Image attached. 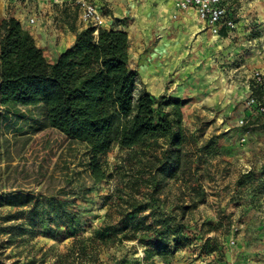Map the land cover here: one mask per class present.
<instances>
[{"label": "rangeland", "instance_id": "374dc122", "mask_svg": "<svg viewBox=\"0 0 264 264\" xmlns=\"http://www.w3.org/2000/svg\"><path fill=\"white\" fill-rule=\"evenodd\" d=\"M125 1L136 0H122V6ZM222 2L234 28L193 67L188 84L197 87L208 79L217 85L203 90L201 108L187 114L190 97L151 95L184 103L191 168L175 179L152 169V140L143 150L114 146L101 158L105 178L94 183L86 147L54 124L35 95L19 102L6 120L0 116V196L53 197L68 215L40 216L31 226L27 209L0 208V264H213L237 240L264 264V114L253 111L247 118L242 112L243 106L251 110L250 96H260L251 76L264 77V0ZM105 4L96 5L104 18ZM77 16V8L69 10L72 25ZM113 22L126 32L132 21ZM129 69L137 73L136 94L145 92L130 56ZM138 207L144 210L130 221L126 215ZM164 220L179 225L166 258L148 244L153 225ZM128 223L135 224L133 239L127 238L132 228H123Z\"/></svg>", "mask_w": 264, "mask_h": 264}, {"label": "trees", "instance_id": "16d2710c", "mask_svg": "<svg viewBox=\"0 0 264 264\" xmlns=\"http://www.w3.org/2000/svg\"><path fill=\"white\" fill-rule=\"evenodd\" d=\"M136 87L137 73L129 69V39L122 30L88 27L49 62L16 19L0 20V116L6 120L29 95L42 99L54 124L86 147L87 168L94 183L105 178L101 158L114 146L143 150L152 140L155 172L175 179L191 168L182 127L183 101L136 94ZM158 139L163 140L161 145ZM62 204L53 197L25 192L0 196V208L27 209L31 226L40 216L68 218ZM143 210L138 207L126 216L132 221ZM134 226L123 227L132 228L128 239L134 238ZM178 226L165 220L153 225L155 235L148 244L159 256H170V238L176 236Z\"/></svg>", "mask_w": 264, "mask_h": 264}, {"label": "crops", "instance_id": "0c3cea01", "mask_svg": "<svg viewBox=\"0 0 264 264\" xmlns=\"http://www.w3.org/2000/svg\"><path fill=\"white\" fill-rule=\"evenodd\" d=\"M90 1L100 5L106 3L109 13L104 18L102 28L121 30L114 20L129 18L132 21L126 31L129 56L138 67L142 91L152 96L168 91L177 98L190 97L192 103L184 111L187 114L201 108L205 102L202 99L203 90H212L217 85L205 79L197 87H190L191 70L209 56V51L218 48V44L228 38L226 33L230 29L221 27L218 35L212 34L199 21L194 10L179 11L173 0L125 1L123 6L122 0ZM149 1H154V5ZM72 9L76 10L66 1L0 0V20L6 17L16 19L31 35L47 61L53 62L72 45L75 35L86 29V25L78 19L79 15L72 25L67 17ZM29 19H33V24L29 23ZM222 30L225 35L221 34ZM199 75V78L204 77L202 73ZM242 112L247 118L253 115V111L245 106ZM222 258L231 264H260L241 240L224 252Z\"/></svg>", "mask_w": 264, "mask_h": 264}, {"label": "built area", "instance_id": "2783aa9c", "mask_svg": "<svg viewBox=\"0 0 264 264\" xmlns=\"http://www.w3.org/2000/svg\"><path fill=\"white\" fill-rule=\"evenodd\" d=\"M53 2H70L78 10L80 21L96 29L104 24L102 11L89 0H51ZM176 7L179 11L192 9L197 14L200 22L204 23L212 34L218 35L221 27L234 28V22L227 17L226 9L222 0H176ZM33 24V19H29ZM252 86L259 90L260 96H250L246 102L248 108L258 114H264V77L258 72L251 76ZM235 244L230 242V246ZM213 264H231L229 261L217 259Z\"/></svg>", "mask_w": 264, "mask_h": 264}]
</instances>
